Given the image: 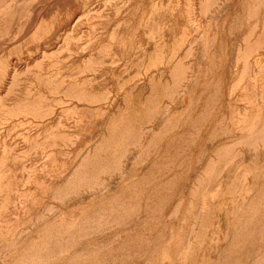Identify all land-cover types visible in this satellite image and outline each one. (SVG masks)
Wrapping results in <instances>:
<instances>
[{"label":"rangeland","instance_id":"1","mask_svg":"<svg viewBox=\"0 0 264 264\" xmlns=\"http://www.w3.org/2000/svg\"><path fill=\"white\" fill-rule=\"evenodd\" d=\"M158 1L0 0V264L64 234L36 264H264V0H166L156 26ZM137 31L149 50L118 58ZM176 144L193 156L175 169ZM113 158L137 159L123 191L155 168L151 213L94 206Z\"/></svg>","mask_w":264,"mask_h":264},{"label":"bare ground","instance_id":"2","mask_svg":"<svg viewBox=\"0 0 264 264\" xmlns=\"http://www.w3.org/2000/svg\"><path fill=\"white\" fill-rule=\"evenodd\" d=\"M41 1V0H40ZM48 1H50V0H48ZM61 1V0H60ZM72 1V0H71ZM141 1V0H140ZM144 1V0H143ZM147 1V0H146ZM232 1V0H231ZM44 2V1H43ZM70 2V1H69ZM192 2V1H191ZM190 2V3H191ZM197 2H199V0L197 1ZM202 2V1H201ZM205 2V1H204ZM39 2H37L36 4H38ZM48 3V2H47ZM53 3V2H52ZM60 3H62V2H60ZM64 3V2H63ZM165 3H166V0H161V1H158L157 2V4L153 7V9L151 10H149L150 12H149V14H148V19H149V22H148V24L149 23H154L156 26L158 25V23L160 22V20H161V18H163V17H161L160 15L161 14H159L158 12L163 8V6L165 5ZM41 4V3H40ZM44 4V3H43ZM50 4V3H49ZM230 4V3H229ZM52 5V4H51ZM55 5V4H54ZM58 5V4H57ZM187 5H188V3H187ZM186 5V6H187ZM33 6H35V5H33ZM73 6V5H72ZM75 6V5H74ZM181 6V5H180ZM36 7V6H35ZM42 7V6H41ZM60 7V6H59ZM182 7V6H181ZM63 8V7H62ZM69 8V7H68ZM99 8V7H98ZM109 8V7H108ZM31 9H32V7H31ZM47 9V8H46ZM66 8L64 7V10H65ZM73 9V8H72ZM105 9H107V8H105ZM179 9H181V8H179ZM188 9V8H187ZM223 9V8H222ZM221 9V10H222ZM225 9V8H224ZM37 10V9H36ZM42 10V9H41ZM96 10V9H95ZM100 10V9H99ZM134 10V9H133ZM39 11V10H38ZM48 11V10H47ZM47 11H45L46 13H47ZM71 11V10H70ZM97 11V10H96ZM110 11V10H109ZM137 11V10H136ZM43 12V11H42ZM75 12V11H74ZM114 12V11H113ZM40 13V12H39ZM104 13H105V11H104ZM104 13H102V15H105ZM110 12H108L107 14H109ZM132 13H133V11H132ZM183 13H185L184 11H183ZM182 13V14H183ZM36 14V13H35ZM42 14V13H41ZM45 14V13H44ZM134 14H136V13H134ZM163 14V13H162ZM190 14V13H189ZM177 15H178V13H177ZM107 16H109V15H106V17ZM169 16V15H168ZM220 16V15H219ZM37 17V16H36ZM40 17V16H39ZM190 17V16H189ZM192 17H194V16H192ZM191 17V18H192ZM33 18V17H32ZM134 18V17H133ZM190 18V19H191ZM195 18V17H194ZM214 18V17H213ZM103 19H105L104 17H103ZM102 19V20H103ZM110 19V18H109ZM168 19H169V17H168ZM170 19H171V17H170ZM217 19V18H216ZM35 20V19H34ZM106 20V19H105ZM119 20V19H118ZM130 19H128V21H129ZM163 20H165V19H163ZM192 20V19H191ZM203 20V19H202ZM104 21V20H103ZM112 21V20H111ZM200 21H201V19H200ZM60 22V21H59ZM64 22V21H63ZM101 22V21H100ZM124 22H127V20L124 18L123 19V23ZM177 22V21H176ZM122 23V22H121ZM242 23V22H241ZM65 24V23H64ZM59 25L57 28H55L54 30V32H52V33H55L56 35H58L59 34V32H61V31H63V30H65L66 29V25ZM107 24V23H106ZM127 24H128V22H127ZM127 24H126V27H127ZM104 25V24H103ZM124 26H125V24H123ZM163 25V24H162ZM107 26V25H106ZM148 26V25H147ZM121 27H122V25H121ZM199 27V26H198ZM54 28V27H53ZM123 29H125V28H123ZM123 29H119V30H123ZM125 30H127V29H125ZM240 30H241V28H240ZM68 31V30H67ZM145 31V30H144ZM153 31H154V29H153ZM156 31H158V29H156ZM200 31V30H199ZM198 31V32H199ZM233 31V30H232ZM121 32H124V31H121ZM67 33V32H66ZM65 33V34H66ZM168 33V32H167ZM230 33H231V31H230ZM179 34V33H178ZM178 34H176V35H178ZM156 35V34H155ZM163 35H164V38H169V37H167L168 36V34L166 35L165 34V32L163 33ZM197 35V34H196ZM217 35V34H216ZM171 37V36H170ZM133 38V39H132ZM162 38V37H161ZM126 39H127V45H123V47L122 48H119V49H116L115 50V54H116V56H118V58H121V57H125V55L126 56H128V50L130 49V44H132V45H134V44H137V47H143V51H148L149 50V47L148 46H146L144 43H143V37H142V35H140V33L137 31V33H130V34H127L126 36H125V41H126ZM2 41V40H1ZM3 41H5V40H3ZM7 41V40H6ZM172 41V40H171ZM194 41V40H193ZM192 41V42H193ZM150 42V41H149ZM55 43V42H54ZM130 43V44H129ZM232 43H233V41H232ZM147 44V43H146ZM153 44V43H152ZM160 44V43H159ZM206 45V44H205ZM139 48V49H140ZM161 48L162 47H158V46H156L155 48H154V52H156V51H160L161 50ZM137 50V49H136ZM150 50H151V48H150ZM114 51V50H113ZM261 53V52H260ZM205 55V54H204ZM229 55H230V53H229ZM130 56H134L133 57V63L134 62H136L137 60H139V58H143L144 59V56H142L141 55V52H136V53H134V55H131L130 54ZM140 56V57H139ZM69 57V56H68ZM204 57V56H203ZM203 57H202V59H203ZM66 59V58H65ZM73 59V58H72ZM74 61H75V59H74ZM195 61H197V60H195ZM228 61H230V60H228ZM232 61V60H231ZM13 63V62H12ZM201 63H202V61H201ZM26 64V63H25ZM232 64V63H231ZM25 66V65H24ZM232 66V65H231ZM248 66H250V65H248ZM17 67V66H16ZM63 67V66H62ZM126 67H128V66H126ZM182 67V66H181ZM73 68V67H72ZM72 68H69V69H72ZM80 68V67H79ZM19 69V68H18ZM162 69V68H161ZM12 70H14V69H12ZM17 70V69H16ZM182 70V69H181ZM231 70H233V69H231ZM258 70H260V69H258ZM262 70V69H261ZM19 71V70H18ZM74 73V72H73ZM230 74V73H229ZM17 75V74H16ZM127 76V75H126ZM246 76V75H245ZM247 80V79H246ZM249 80V79H248ZM107 81V80H106ZM136 81V80H135ZM134 81V82H135ZM196 81H198V80H196ZM194 82V81H193ZM228 82V81H227ZM249 82V81H248ZM198 83V82H197ZM196 83V84H197ZM7 84V83H6ZM96 84V83H95ZM195 84V83H194ZM184 85V84H183ZM215 85V84H214ZM232 85V84H231ZM256 85V84H255ZM104 86V85H103ZM185 86V85H184ZM91 87V86H90ZM99 88V87H98ZM98 88H96V89H98ZM207 88V87H206ZM100 89V88H99ZM101 89H102V87H101ZM203 89V88H202ZM205 89V88H204ZM203 89V90H204ZM208 90V89H207ZM253 91V90H252ZM181 92V91H180ZM184 92H186V90H184ZM264 92V91H263ZM184 94V93H183ZM234 94V93H233ZM233 94H231V95H233ZM215 95V94H214ZM87 96V95H86ZM100 96V95H99ZM98 97V96H97ZM181 97V96H180ZM183 97V96H182ZM237 98V97H236ZM179 100H180V98H179ZM55 101V100H54ZM246 101H247V99H246ZM235 102H236V100H235ZM57 103V102H56ZM180 103V102H179ZM182 103V102H181ZM113 106V105H112ZM38 107V106H37ZM236 108V107H235ZM258 108H259V106H258ZM255 109V108H254ZM46 111H48V110H46ZM260 111V110H259ZM166 113L167 112H165L164 111V113H161V114H164V115H166ZM251 116V115H250ZM16 117V116H15ZM160 117H161V115H160ZM152 119H154V118H152ZM157 120V119H156ZM257 121H259V120H257ZM60 122H61V120H60ZM67 123V122H66ZM160 123V122H159ZM258 123V122H257ZM157 124V123H156ZM159 125V124H158ZM157 125V126H158ZM184 125V124H183ZM161 126H162V124H161ZM231 128V127H230ZM167 129V128H166ZM10 130V129H9ZM230 130V129H229ZM93 132H95V130L93 131ZM157 132V131H156ZM229 133V132H228ZM92 135V134H91ZM213 135V134H212ZM224 135V134H223ZM228 135V134H227ZM62 136H63V134H62ZM153 137V136H152ZM222 137H224V136H222ZM211 140V139H210ZM217 140V139H216ZM151 141V140H150ZM172 141V140H171ZM148 144V143H147ZM146 144V145H147ZM191 145V144H190ZM19 148V147H18ZM145 148H147V147H144V146H142V147H140L139 149H138V151H135V155L134 156H136V158H137V156L142 152V151H144V149ZM183 147H181L179 144H176L175 146H172V147H170V150H173L174 151V153L173 154H176V156H178V158H176L175 160H173L172 162H171V164L175 167V169L178 167V166H180V165H183V163L185 164V159H186V156L189 158V157H191V156H193V149L192 150H190L188 153H185L184 152V150L182 149ZM20 150V149H19ZM18 150V151H19ZM72 152V151H71ZM70 155V154H69ZM69 157V156H68ZM68 157H67V159H68ZM140 157V156H139ZM179 157H182L183 158V160L184 161H182ZM252 157V156H251ZM131 159V162L134 160H137V159ZM171 158V157H170ZM168 159V158H167ZM113 161H114V164L112 165V166H110L109 168H107L106 170H107V178H105V179H103L100 183H99V185L95 188V190H94V192L89 196V197H96L94 200H93V202H95L94 203V206L95 207H97L98 205V208H100L99 210H102V212L105 210V211H107L110 215H112L113 217H115V219L117 218H121V220H127V217H129V215H131V213H133V211H135L136 209H138V210H140V211H142L143 209L144 210H146V212H148V213H151L152 212V210H154V202L153 201H151V199H157V198H159V199H161L160 197H163L164 195H165V191H161V192H159V191H154L155 189H156V187H157V185H156V183H155V178H154V176H153V173H155L156 174V171H154V167H153V169H151V171L150 170H148L150 173H148V174H146V176L144 177V179H143V182H138V183H136V185H134V187L136 188V190L135 189H130V190H128V191H123V189L122 190H120L119 188L121 187V185L119 184V180L121 181V182H123V181H125L126 179H127V175H128V173L130 172V164H131V162H129L128 161V163H126V165H125V167H123V168H121L120 166H119V164H118V162H116V158H113L112 159ZM252 161V160H251ZM125 162V161H124ZM144 163V162H143ZM146 163V162H145ZM22 164V163H21ZM33 164V163H32ZM261 164V163H260ZM20 165V164H19ZM138 166H140V165H138ZM23 167V166H22ZM21 167V168H22ZM199 167V166H198ZM24 170V169H23ZM234 170V169H233ZM66 171H68V170H66ZM172 173L171 174H169V175H167L166 177H165V179H168V181L169 180H173V176L175 175L176 177H177V175L179 174L178 173V170H174V171H171ZM233 172V171H232ZM258 173V172H257ZM264 175V174H263ZM22 177V176H21ZM260 177V176H259ZM263 177V176H262ZM28 178V177H27ZM21 179V178H20ZM20 182V181H19ZM29 183V182H28ZM146 184V185H145ZM28 185V184H27ZM24 187H22L21 189H23ZM25 191H27V190H25ZM14 192V191H13ZM23 192V191H22ZM138 192H139V194H142L143 195V198L141 197L140 199H138ZM17 193H19V192H17ZM15 194V193H14ZM23 193H21V195H22ZM67 194V193H66ZM19 195V194H18ZM120 196L119 197V200L117 201V205L115 206V207H110V204H106L104 201H106V199H109V198H112V197H114V196ZM15 196V195H14ZM20 196V195H19ZM88 196H84L83 198V200H86V198H87ZM106 198V199H105ZM90 199H92V198H90ZM16 200H18V199H16ZM80 200V199H79ZM89 200V199H88ZM88 200H86V201H88ZM85 201V202H86ZM97 201V202H96ZM109 201H111V200H109ZM119 201H120V203H119ZM19 202V201H18ZM112 202V201H111ZM11 203V202H10ZM100 203V204H99ZM134 203V205L133 206H129V204H133ZM139 206H140V208H139ZM98 210V211H99ZM112 210V211H111ZM75 211V210H74ZM150 215V214H149ZM152 215V214H151ZM57 216V215H56ZM145 216V214L143 213V216L142 217H144ZM64 217V216H63ZM59 218V217H58ZM61 218V217H60ZM64 219V218H63ZM3 220H5V219H3ZM56 220V219H55ZM138 221H140L141 220V216L140 217H138V219H137ZM136 220V221H137ZM136 221H134V222H136ZM71 222V221H70ZM126 224V223H125ZM173 224V223H172ZM43 227H44V225H43ZM121 229V228H120ZM223 230V229H222ZM141 233V232H140ZM176 235V234H175ZM69 235H66V234H64V237L63 238H61L59 241H56L55 243H54V247H53V249H52V251L50 250V249H44V248H42V250L41 249H39L38 251H35V252H33L32 253V255H31V257H32V259H30V261L32 262V263H34V264H36V262H39L40 263V261H43V262H46V261H49V260H53V258L55 259V257L57 258H63L64 256H65V253H67L66 252V250H67V246L65 245V243H64V241L66 240H69V237H68ZM98 236V235H97ZM77 238V237H76ZM75 237H72V239H70V240H75L76 239ZM119 238V237H118ZM51 239V238H50ZM101 240V239H100ZM14 244V243H13ZM90 245H91V243H89V242H87L86 244H84L83 245V248H84V246H86V248H88V247H90ZM118 245V244H117ZM19 253V252H18ZM16 254V249H14L12 252H11V254H7L6 256H13V255H15ZM20 254V253H19ZM102 256H104V254H101L99 257H93V256H91V263H88V264H97V263H100V261H101V258L100 257H102ZM181 257V256H180ZM184 257V256H183ZM147 260V259H146ZM148 261V260H147ZM144 262V261H143ZM17 264V263H16ZM148 264V263H147Z\"/></svg>","mask_w":264,"mask_h":264}]
</instances>
